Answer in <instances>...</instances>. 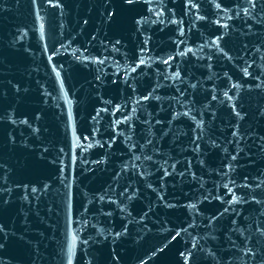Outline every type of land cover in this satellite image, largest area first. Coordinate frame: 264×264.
<instances>
[{
	"label": "water",
	"instance_id": "water-1",
	"mask_svg": "<svg viewBox=\"0 0 264 264\" xmlns=\"http://www.w3.org/2000/svg\"><path fill=\"white\" fill-rule=\"evenodd\" d=\"M0 264H264V0H0Z\"/></svg>",
	"mask_w": 264,
	"mask_h": 264
}]
</instances>
